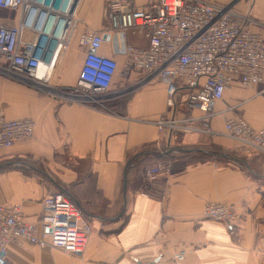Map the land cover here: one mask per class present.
Listing matches in <instances>:
<instances>
[{
	"label": "crops",
	"instance_id": "0c3cea01",
	"mask_svg": "<svg viewBox=\"0 0 264 264\" xmlns=\"http://www.w3.org/2000/svg\"><path fill=\"white\" fill-rule=\"evenodd\" d=\"M146 0H134L139 5ZM233 4L231 2H223ZM248 29L264 37V0L236 6ZM77 22L50 75L51 89L73 86L86 54L79 43L85 30L111 29L110 0H77ZM22 10L0 7V24L21 22ZM25 38L32 37L28 30ZM79 35V36H78ZM131 44L148 47L142 35ZM101 53L115 56L109 42ZM119 75L104 108L67 101L35 82L0 72V112L32 118L31 138L0 149V204H18L28 221L38 220L43 197L64 191L91 223L82 257L59 248L10 242V264H264V156H247L232 140L197 130L160 127L163 119L200 116L177 97L168 106L160 80L135 87L139 72ZM207 123L223 131L229 118L243 116L264 126V77L254 85L238 79L216 104ZM203 120L187 125L203 126ZM162 162L169 171L154 180L146 170ZM208 201L234 203L242 214L234 233L204 215ZM184 250V258L176 255Z\"/></svg>",
	"mask_w": 264,
	"mask_h": 264
},
{
	"label": "built area",
	"instance_id": "2783aa9c",
	"mask_svg": "<svg viewBox=\"0 0 264 264\" xmlns=\"http://www.w3.org/2000/svg\"><path fill=\"white\" fill-rule=\"evenodd\" d=\"M76 4L77 0H0L1 8L22 10L19 24H0V72L35 82L59 99L106 108L108 99L125 93H112L119 75L117 56H121L122 78L134 71L142 73L135 87L160 80L166 84L168 106H176L179 97L189 109L201 112L198 117L161 118L156 122L160 127L221 135L238 144L244 155L264 156V126L255 128L243 116L227 119L218 132L207 123L220 113L216 104L234 80L246 86L263 81L264 37L247 28L246 13L217 0H146L139 5L134 0H110L111 29L85 30L79 36L86 54L76 84L51 89L53 66L77 22ZM26 30L32 34L29 39ZM129 34L144 36L148 47L131 44ZM106 42L115 56L101 53ZM43 63L52 68L50 74H38ZM198 120L206 124L187 125ZM35 128L32 118L12 119L0 112V149L31 138ZM165 171L169 167L159 162L145 174L154 180ZM204 215L225 223L230 233L242 220L230 202L208 201ZM91 234L92 226L81 209L62 190L43 197L35 222L24 218L18 204H0V264H10L5 253L13 241L82 257ZM184 253H178L177 259L182 260Z\"/></svg>",
	"mask_w": 264,
	"mask_h": 264
},
{
	"label": "bare ground",
	"instance_id": "6f19581e",
	"mask_svg": "<svg viewBox=\"0 0 264 264\" xmlns=\"http://www.w3.org/2000/svg\"><path fill=\"white\" fill-rule=\"evenodd\" d=\"M51 67L50 66H48V65H46V64H42L41 65V67H40V69H39V72H38V74L39 75H42L44 72H46L45 74H47V73H51Z\"/></svg>",
	"mask_w": 264,
	"mask_h": 264
},
{
	"label": "rangeland",
	"instance_id": "374dc122",
	"mask_svg": "<svg viewBox=\"0 0 264 264\" xmlns=\"http://www.w3.org/2000/svg\"><path fill=\"white\" fill-rule=\"evenodd\" d=\"M223 2H231V0H222ZM241 1H245V0H234V3H233V5L234 6H236L239 2H241ZM80 35V34H79ZM78 35V36H79ZM129 41H131V34H129ZM122 69H124V68H122ZM123 74V73H122ZM122 77V76H121ZM90 225H91V223H90Z\"/></svg>",
	"mask_w": 264,
	"mask_h": 264
},
{
	"label": "water",
	"instance_id": "95a60500",
	"mask_svg": "<svg viewBox=\"0 0 264 264\" xmlns=\"http://www.w3.org/2000/svg\"><path fill=\"white\" fill-rule=\"evenodd\" d=\"M108 38V37H107Z\"/></svg>",
	"mask_w": 264,
	"mask_h": 264
}]
</instances>
